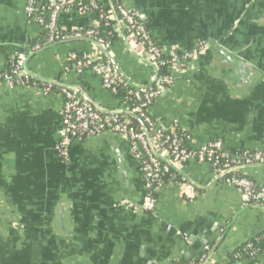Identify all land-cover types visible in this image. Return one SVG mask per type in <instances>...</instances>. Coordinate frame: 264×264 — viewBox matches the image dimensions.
<instances>
[{
    "label": "crops",
    "instance_id": "0c3cea01",
    "mask_svg": "<svg viewBox=\"0 0 264 264\" xmlns=\"http://www.w3.org/2000/svg\"><path fill=\"white\" fill-rule=\"evenodd\" d=\"M55 0H35L38 12ZM109 5L108 0H99ZM165 53L204 49L181 68L152 101L148 113L161 128L179 131L187 148L220 140L226 156L264 149V0H121ZM28 0H0V74L26 54L33 75L76 86L102 109L127 112L128 104L104 88L90 70L78 74L68 54L105 58L76 31L96 26L91 12L59 13L61 39L36 49L43 36ZM106 50L134 86L149 85L154 63L139 42L123 37ZM45 43V42H44ZM232 56V58H230ZM236 58V59H235ZM251 66L248 72L242 63ZM63 95L55 89L0 83V264H173L213 249L211 264H250L235 251L264 231V194L249 203L207 162L186 161L154 190L152 210L140 161L112 132L72 142L58 151ZM151 142L159 155V141ZM240 173L264 187V166ZM127 200L137 206L121 205ZM264 264V247L255 255Z\"/></svg>",
    "mask_w": 264,
    "mask_h": 264
},
{
    "label": "built area",
    "instance_id": "2783aa9c",
    "mask_svg": "<svg viewBox=\"0 0 264 264\" xmlns=\"http://www.w3.org/2000/svg\"><path fill=\"white\" fill-rule=\"evenodd\" d=\"M34 1L28 0L26 6L28 16L33 11ZM109 4L115 5V10L120 17L119 23L122 30L127 34V38L133 39L144 46L147 54L154 63L156 71L159 66L164 65H169L170 70L178 69L180 68V64L184 61L192 60L204 49V44L198 43L187 50L165 53L153 40L146 27L138 20L136 14L124 7L121 0H109ZM72 6L79 8L81 11L88 12L102 10L101 3L98 0H55L49 4L45 24L47 40L44 44H52L62 38L57 29L58 15L63 9ZM102 17L105 20L109 19L105 15ZM38 21L42 25L44 24L43 19L40 18ZM94 33L95 29L91 27L76 31L72 36L74 38H92ZM96 42L105 50L110 47V44L103 39H98ZM35 47L36 49L39 48V46ZM68 58L78 74L90 70L101 79L104 88L112 94L116 92V83H122L127 87L130 85L121 75L120 70L108 58L107 60L94 61L87 54H77L75 52L69 53ZM25 61L26 54L18 53L13 60L12 68L8 72L0 74V83L12 86L15 82H22L30 77L24 69ZM172 80L171 74L162 77L156 74L151 84L135 86L134 91H129L130 94H133L141 101V106L135 108L129 107L127 112L107 114L97 111L80 92L74 89L62 88L61 92L64 102L61 110L62 127L60 130L58 151L63 156L67 153V149L72 142L82 141L104 132H112L126 140L132 154L136 158L139 159L140 153L145 155L141 170L147 191V198L142 208L146 211L152 210L155 203V200L149 194L151 190L161 183L162 176L168 173L171 168L179 169L182 162L196 160L201 163H210L217 176H222L223 178L227 175L240 172V170H235L238 167L264 164V149L226 156L220 140H212L198 148L190 149L183 146L182 139L173 134L172 131H167L152 122L146 109L144 110L143 108L149 106L165 88L164 84H170ZM127 113L140 118L144 124L149 126L152 134L156 135L163 149L162 155L156 152L161 159L156 157L152 152L144 129L136 130V128L130 125V116ZM222 157H226V159L221 161ZM229 171L231 172L226 174ZM224 181L233 185L247 200L252 199L256 203H259V199L264 194V187H259V190L256 191L254 189L256 187L255 183L244 175H233L225 178ZM121 205L127 206L132 210L138 209L137 206L127 200H122ZM248 247L251 246L248 245ZM205 260V255H202L197 264H204ZM208 264L211 263L209 262Z\"/></svg>",
    "mask_w": 264,
    "mask_h": 264
},
{
    "label": "trees",
    "instance_id": "16d2710c",
    "mask_svg": "<svg viewBox=\"0 0 264 264\" xmlns=\"http://www.w3.org/2000/svg\"><path fill=\"white\" fill-rule=\"evenodd\" d=\"M101 7H102L101 11H96V10L91 11V15L93 17L94 24L96 26L92 27L95 29V33H94L93 37L90 38V40L95 42L98 39H103L111 45L113 43V41H115L119 38V34L114 28H115V25L118 24V21H120V17L118 15L117 11L115 10V5L109 4L106 6L104 4H101ZM48 11L49 10L46 9V10H42V11L38 12L35 8H33V11H32L31 16H30L31 19H40L41 18L44 20V24L42 25L44 32H43V36H42L41 40H39V45H40L39 47L45 46L44 42L47 40L45 24L47 21ZM104 15L108 16L109 19L105 20L102 17ZM123 36H127V34L124 32ZM57 41H59V40H57ZM57 41H55V42H57ZM163 57L165 58V56H163ZM103 60H107V57L105 56V58ZM187 62H189V61H184L182 64H180V68L182 67V65L186 64ZM156 74L159 77L170 75V66L169 65L159 66L157 71H156ZM22 82L27 84V85H30V86H38V87H42L45 89H55L58 91L62 90V87H60V86L43 83V82H40V81H38L34 78H31V77H28L26 80H23ZM15 83H17V82H15ZM168 85L169 84H164V87H167ZM115 88H116V92L113 95L117 98L124 100L128 104L129 107L135 108V107L141 106V101L138 98H136L133 94L129 93V91H134V89H135L134 85L130 84L127 87V86H124L122 83H116ZM149 106H146L143 108L144 110L146 109L147 113H148ZM148 116L150 117L152 122L156 123L155 120L149 115V113H148ZM130 125L133 126L134 128H136V130H141V129H144V127H145L147 129L148 133L150 134V137L152 138V131L150 130L149 126L144 124L142 122V120L140 118H138L137 116L134 115V117H130ZM172 132H173V134L177 135L179 138L182 139V144H183V146H185L184 135L179 131L174 130ZM241 153L242 152H240L238 154H241ZM144 159H145V155L143 153H140V157H139L140 166H142ZM225 159H226V157H222L221 161H224ZM185 162H182L180 165L185 164ZM175 173H176V171L173 168H171L168 173H166L162 176L160 184L169 181ZM233 175L242 176V174L240 172H237L236 174H230V175L225 176L223 178V180L225 178L233 176ZM159 185H156L151 190V192L149 193L150 196L154 200H155L154 190ZM254 189L256 191H258L259 187L256 186V187H254ZM261 201H262V198L259 199V202H261ZM248 202L249 203H256L252 199H249ZM248 245H250L251 247H248ZM263 247H264V231L261 232L260 234H257L256 236L251 238L246 244L239 247L235 251V253L233 254L234 255L233 259L236 261L243 260V259L249 260L250 264H255V260H254L255 255L258 254L262 250ZM200 258H201V256L197 257L196 261H194L193 264H197ZM173 264H190V261L189 260L177 261V262H173Z\"/></svg>",
    "mask_w": 264,
    "mask_h": 264
},
{
    "label": "water",
    "instance_id": "95a60500",
    "mask_svg": "<svg viewBox=\"0 0 264 264\" xmlns=\"http://www.w3.org/2000/svg\"><path fill=\"white\" fill-rule=\"evenodd\" d=\"M109 1V0H108ZM118 24L120 25V23H119V21H118ZM120 31L122 32V34L124 35V31L122 30V29H120ZM124 37V36H123ZM87 39H89L90 40V38H87ZM90 41H92V40H90ZM93 43H95L99 48H100V50L102 51V53L114 64V62L112 61V59H111V57L109 56V54L107 53V51L100 45V44H98L96 41L94 42V41H92ZM230 58H232V56H230ZM236 59V58H235ZM27 60H28V58H26V61H25V66H24V69H25V72L27 73V75L28 76H30L31 78H34V79H36V80H38V81H40V82H43V83H47V84H51V85H57V86H60V87H62V88H67V89H74V90H76V91H78V92H80L81 94H82V96L89 102V103H91L92 104V106L97 110V111H99V112H102V113H113L112 111H106V110H104V109H102L97 103H95L87 94H86V92L84 91V90H82L81 88H79V87H76V86H66V85H61V84H58V83H56V82H53V81H49V80H45V79H43V78H40V77H37V76H35V75H33L30 71H28V69L26 68V63H27ZM237 61L238 62H240V63H242V65L244 66V68H247V70H248V72H250V73H255V70L251 67V66H249V65H247L244 61H241V60H239V59H237ZM123 114H126V113H123ZM130 117H134V115H132V114H129V113H127ZM144 131H145V133H146V136H147V139H148V142H149V145H150V148H151V150H152V152L154 153V155L156 156V157H158V158H160L159 156H158V154L156 153V151H155V149H154V146H153V144H152V142H151V137H150V134L148 133V131H147V129L144 127ZM161 159V158H160ZM251 166H264V164H255V165H251ZM247 167H250V166H241V167H238L237 169H235V170H242V169H245V168H247ZM174 170L176 171V172H178V173H180L188 182H190L191 183V181L187 178V176H185L182 172H180V171H178V169H175L174 168ZM231 171H229V172H227L226 174H228V173H230ZM222 177V176H221ZM254 207H259V208H263L264 209V207L263 206H259V205H253ZM212 251H213V249L209 252V254H208V256H207V258H206V260H205V262H204V264H208L209 263V261H210V256H211V253H212Z\"/></svg>",
    "mask_w": 264,
    "mask_h": 264
}]
</instances>
